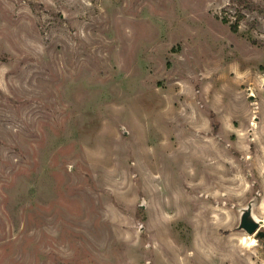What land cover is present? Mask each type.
I'll return each mask as SVG.
<instances>
[{
	"label": "rangeland",
	"instance_id": "rangeland-1",
	"mask_svg": "<svg viewBox=\"0 0 264 264\" xmlns=\"http://www.w3.org/2000/svg\"><path fill=\"white\" fill-rule=\"evenodd\" d=\"M251 203L264 0H0V264H264Z\"/></svg>",
	"mask_w": 264,
	"mask_h": 264
},
{
	"label": "water",
	"instance_id": "water-1",
	"mask_svg": "<svg viewBox=\"0 0 264 264\" xmlns=\"http://www.w3.org/2000/svg\"><path fill=\"white\" fill-rule=\"evenodd\" d=\"M262 227H264V221L258 220L254 216L252 203L249 204L247 208L242 210L238 229L246 231L251 236L254 235L257 240H264V230H261Z\"/></svg>",
	"mask_w": 264,
	"mask_h": 264
},
{
	"label": "trees",
	"instance_id": "trees-1",
	"mask_svg": "<svg viewBox=\"0 0 264 264\" xmlns=\"http://www.w3.org/2000/svg\"><path fill=\"white\" fill-rule=\"evenodd\" d=\"M232 30H233L234 32H236V31L238 30V28H237V25H236V24L232 25Z\"/></svg>",
	"mask_w": 264,
	"mask_h": 264
},
{
	"label": "bare ground",
	"instance_id": "bare-ground-1",
	"mask_svg": "<svg viewBox=\"0 0 264 264\" xmlns=\"http://www.w3.org/2000/svg\"><path fill=\"white\" fill-rule=\"evenodd\" d=\"M255 243H256V241L254 240V241H252L251 245H254Z\"/></svg>",
	"mask_w": 264,
	"mask_h": 264
}]
</instances>
